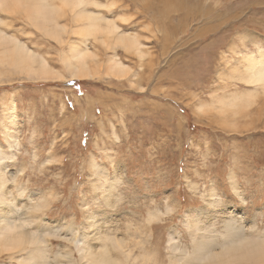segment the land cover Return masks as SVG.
Here are the masks:
<instances>
[{
	"label": "rangeland",
	"instance_id": "374dc122",
	"mask_svg": "<svg viewBox=\"0 0 264 264\" xmlns=\"http://www.w3.org/2000/svg\"><path fill=\"white\" fill-rule=\"evenodd\" d=\"M35 1L0 0V30L48 65L15 75L13 53L0 55V191L42 238L36 263L92 264L83 244L115 264H201L183 254L195 251L196 227L217 247L230 228L264 235V89L247 82V59L264 55V0H93L89 11L136 37L142 55L94 40L69 1ZM55 10L60 37L33 19ZM74 47L94 77L70 78ZM114 55L123 77L107 70ZM11 242L1 240L0 264H26L32 246Z\"/></svg>",
	"mask_w": 264,
	"mask_h": 264
},
{
	"label": "bare ground",
	"instance_id": "6f19581e",
	"mask_svg": "<svg viewBox=\"0 0 264 264\" xmlns=\"http://www.w3.org/2000/svg\"><path fill=\"white\" fill-rule=\"evenodd\" d=\"M37 1H39V0H37ZM37 1H35V2L37 3ZM175 1H178L179 4L182 2V0H161L160 4H163V3L169 4L170 2L174 3ZM33 2H34V0H33ZM44 2H47V0H44ZM63 2H66V3L68 2V4H69L68 6H70V5L72 6V7L70 6L72 8V10L71 9L70 10L72 11V16H73L74 20L77 22H80V23H84V25H87V27L90 30V33L94 35V36L92 35L94 37V40L99 39V37L96 35V33L99 32L102 34L101 40L104 39L106 41L107 40L110 42L112 41V43H114L115 41L117 43V41H118L119 43L121 42L120 45L123 46V44H124V47L125 46L127 47L126 49L124 48L127 51H130L133 49V50H135V52H137L140 55H142L144 53V51L142 49L143 48L142 44L140 43V41L136 37H133L131 35L124 36L123 33H121L119 31V26H117L115 22L110 21L109 20L110 18H108L106 15H103V14L98 13V12L89 11L88 7L90 5H92V4L97 5L93 2V0H64ZM47 4H48V2L46 3V6H44V7H47ZM5 6H7V5H5ZM41 6L43 7V5H41ZM36 7H38V5ZM48 7H49V5H48ZM11 9H13L12 11L15 10V8L13 6ZM47 9H46V11H47ZM53 9H54V7H53ZM144 9H146L147 11H151V12H156V13L158 12V9L155 8L154 5L152 6L151 4H147L144 7ZM0 10H2V9H0ZM43 10H45V9H43ZM2 11H5V10H2ZM56 12L57 11L55 10L54 17L57 15ZM7 13H8V11H7ZM35 13H37V11ZM48 13H50V12H48ZM11 14H14V12H11ZM32 16L35 17L34 14H32ZM57 16H56V18H49L46 14L39 13L38 17L40 19L37 16L35 18H33V17L32 18L34 20L37 19L36 21L40 20L39 22H42V24H40L39 26L40 27L42 26V30L44 31V32L43 31H41V32L46 34V35H50L52 37V36H56V35L58 36V34H56V33L63 31L65 28L61 24L58 23L60 21V19L58 22L56 21L58 18ZM1 20L2 19H0V22L3 23V20L2 21ZM30 24H31V21H30ZM35 24L37 25L38 22L32 23V25H35ZM1 25H3V24H1ZM39 30H41V29H39ZM74 33L76 34V32H74ZM90 33L88 32V35H91ZM101 34H99V35H101ZM58 37H60V35ZM86 37H88V36H86ZM0 39H3V40L8 39V41H7L8 45L6 44V46L0 47V55L3 53L9 54V52L13 53L9 57V58H11V60H10L11 63H9V64H12V65H8V67H12L13 70L17 71V73L18 72L19 73H26L27 72L28 73L27 75H29L30 73L35 74V72L40 71V70L42 72V69H46L48 67L47 62L44 60L43 57H41L38 54H35L22 41L15 39L13 37H10L6 32H4V30L3 31L0 30ZM3 40H0V41H3ZM57 40L59 41V39H57ZM8 54H6V55H8ZM3 57L5 58L4 54H3ZM88 57H89V55L87 53H85V51H81L80 49H77L76 47H74L72 56L70 58H67L64 60L65 66H67V69L70 73L71 79L83 80V79H89V78L94 77L95 70L92 67V65L90 64L91 61L87 60ZM8 61H9V59H8ZM8 61L6 60V62H2V59L0 57V67L6 68ZM109 61H110L111 65L107 69L108 72H110V70H111V73L115 72L116 77H118L120 74L123 77L124 75H126L128 73V70L126 69L127 66L124 65L120 61V59L118 58L117 55H114L113 57H111L109 59ZM247 62H248V64H247L248 65L247 66V72H248V78L247 79L248 80L247 79L246 80H247L248 84H253V85L262 84V87L264 89V55L261 58H256L255 56H251V58L249 60L247 59ZM129 72H130V70H129ZM19 73L15 74V75H19ZM40 75L42 76V74H40ZM21 76H22V74H21ZM26 76H25V78H26ZM28 78H30V77H28ZM36 80H37V78H36ZM2 159L3 158L0 157V184L4 185V183H5V186H6V182H5L6 180L3 181V178H4L3 172L5 169L2 168V164H1ZM0 188L4 189L5 187L1 186ZM5 189L7 190L8 187ZM6 194H8V193H6ZM6 194L2 190L0 191V206L6 205V206H9L10 209H13L12 206H14V207H16V206L10 202V200H9L10 197L6 198ZM9 207H8V211L10 210ZM35 207H34V209H35ZM2 210H0V211L3 212ZM18 211H21V209L19 210L16 207V208H14V212H13L14 214H11L12 216L9 214V216L3 217V215L0 214V242L3 239V241L5 240V245H7V243L9 244V242H11V240L14 239V241H16L17 246H20L23 244L31 245L32 246L31 248H33V249L30 251L28 250L29 254H27V256L25 258H23V260H25V262H23V263L38 264L35 261L36 259L40 258V259L44 260V252H43L44 247H42V242H43L42 238L38 236V232H35V231L29 232L28 230H25V222L26 221L20 222V219L22 220L23 216L20 215L17 218L14 217V215H17ZM18 214H19V212H18ZM235 224H236L235 221H231L228 223V225H230L229 227H231V226L233 227ZM200 230L201 229L198 227H196L194 230H192L193 234H194V242H195V251L193 252V254L188 255L186 253H183L186 255V258H184L183 255L180 256L178 254L179 257H182V259L183 258L187 259L189 257L191 260V263L195 262V261H199V262H201V264H202V262L203 263L205 262L207 264H264V239H263V241H259V240H262V238H264V235L248 237L250 234L246 236V235H244L243 232H240V231L234 230L233 228H230L228 234L226 235L227 241L223 245H220L217 247L216 244H213L211 237L210 238H204L205 236L202 237L199 234ZM20 237H22V239H19ZM170 242L174 243L171 246L174 253L177 252L178 247L175 246L174 239L171 238ZM11 243H13V242H11ZM69 243H73V242H69ZM78 243H79V241H78ZM213 245H216L217 248L215 247L216 248L215 249L213 247ZM13 246H14V244H13ZM9 247H10V244H9ZM5 248L7 249L6 246H5ZM76 248L78 249L80 255H82L84 259H87V257H88V256H86V254H88L89 256L91 255L92 256V259H91L92 264H115L114 261L112 262V259L107 255V253L104 251V249L92 251L93 249H90L89 247H85L83 244H78L76 246ZM27 249H29V248H27ZM180 254H181V252H180ZM91 256L88 257V259H87L88 262H89V260H90L89 258H91ZM70 259L72 261V257H70ZM71 261H69L70 262L69 264H76V263H74V260H73V262H71ZM44 263L47 264V262H45V261H44ZM40 264H42V263H40ZM61 264H64V263H61Z\"/></svg>",
	"mask_w": 264,
	"mask_h": 264
}]
</instances>
